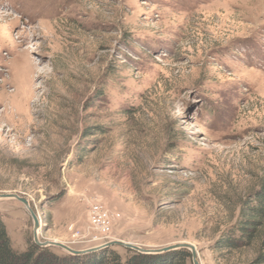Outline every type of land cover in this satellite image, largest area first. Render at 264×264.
I'll use <instances>...</instances> for the list:
<instances>
[{
    "label": "rangeland",
    "instance_id": "rangeland-1",
    "mask_svg": "<svg viewBox=\"0 0 264 264\" xmlns=\"http://www.w3.org/2000/svg\"><path fill=\"white\" fill-rule=\"evenodd\" d=\"M263 179L264 0H0V194L40 241L103 244L97 205L110 241L245 264L217 241ZM0 220L33 243L20 202Z\"/></svg>",
    "mask_w": 264,
    "mask_h": 264
},
{
    "label": "trees",
    "instance_id": "trees-1",
    "mask_svg": "<svg viewBox=\"0 0 264 264\" xmlns=\"http://www.w3.org/2000/svg\"><path fill=\"white\" fill-rule=\"evenodd\" d=\"M217 246L232 252L250 250L253 256L245 264H264V179L259 192L244 204L236 225L219 237ZM127 252L124 261L110 248L84 256L58 255L32 242L18 252L11 247L0 220V264H187L190 260V253L183 249L160 255Z\"/></svg>",
    "mask_w": 264,
    "mask_h": 264
},
{
    "label": "water",
    "instance_id": "water-1",
    "mask_svg": "<svg viewBox=\"0 0 264 264\" xmlns=\"http://www.w3.org/2000/svg\"><path fill=\"white\" fill-rule=\"evenodd\" d=\"M0 199H13V200L20 202L24 206V208L27 210L33 222V228H32L33 244H35L37 247L42 248V249L54 247V248H58L64 251L65 253L71 256H84V255L92 254V253L104 250L106 248H111V247H121L127 251H133L141 255H160L163 253L183 249V250H187L190 253L191 264H199L197 249L189 243H176V244H172V245L161 247V248L144 249L142 247H139L137 245L127 243L124 241L112 240L104 244L91 246V247L81 249V250H76V249L70 248L69 246L65 244L59 243V242L40 241L39 240L40 221L36 213L30 207L28 199L18 194H15V193H2L0 194Z\"/></svg>",
    "mask_w": 264,
    "mask_h": 264
},
{
    "label": "built area",
    "instance_id": "built-area-1",
    "mask_svg": "<svg viewBox=\"0 0 264 264\" xmlns=\"http://www.w3.org/2000/svg\"><path fill=\"white\" fill-rule=\"evenodd\" d=\"M118 215L107 211L102 206H93L89 211V225L94 235L89 243L99 244L110 241L111 228Z\"/></svg>",
    "mask_w": 264,
    "mask_h": 264
}]
</instances>
